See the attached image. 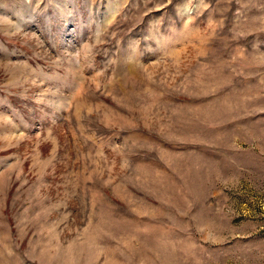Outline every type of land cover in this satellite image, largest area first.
<instances>
[{
  "label": "rangeland",
  "instance_id": "1",
  "mask_svg": "<svg viewBox=\"0 0 264 264\" xmlns=\"http://www.w3.org/2000/svg\"><path fill=\"white\" fill-rule=\"evenodd\" d=\"M0 264H264V0H0Z\"/></svg>",
  "mask_w": 264,
  "mask_h": 264
}]
</instances>
